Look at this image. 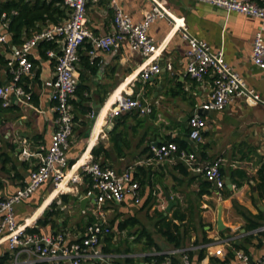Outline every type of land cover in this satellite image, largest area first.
<instances>
[{
    "label": "crops",
    "instance_id": "obj_1",
    "mask_svg": "<svg viewBox=\"0 0 264 264\" xmlns=\"http://www.w3.org/2000/svg\"><path fill=\"white\" fill-rule=\"evenodd\" d=\"M117 1L136 22L151 7L149 0ZM254 1L264 5V0ZM159 3L167 16L151 22L148 33L160 46L156 58L162 66L160 73L142 79L140 71L147 59L131 51L126 43L98 50L90 57V43L85 41L79 49L77 64L80 93L71 98L79 105L70 102L78 119L74 121L66 151L71 165L66 180L72 172L80 171L84 162L96 160L118 173L129 169L139 184L140 200L136 202L132 194H127L124 201L107 202L98 210L95 200L81 203L90 188L83 176L77 183L64 179L55 185L48 181L30 198L14 205L16 219L25 227H33L38 219L48 217L50 222L38 232H64L70 241L80 239L88 223L102 221L110 228L108 234H112L111 242L117 249L111 252L116 255L114 263L129 264L124 259L130 258L131 264H156L148 258L159 254L178 258L180 251L168 254L178 249L194 253L192 264H237V250L258 258L264 254V240L247 224L249 219L264 224V69L255 66L250 55L255 32L262 29L264 35V20L199 0ZM113 16L109 0L88 1L86 27L94 36L114 31ZM182 25L208 42L213 50H222L226 61L261 100L249 104L236 97L222 110H202L200 105L208 99L212 88V75L197 80L186 73ZM37 26L40 31L32 36L52 25ZM6 28L7 24L0 25L1 32L7 35ZM53 42L57 48L49 50L57 51L58 44ZM1 44L10 61L13 47L18 45L11 43L8 36L7 42ZM29 58L33 67L21 76L18 84L30 93L31 99L28 103H16L11 94L8 106L0 104V199L24 186L38 163L37 153L49 145L55 128L53 87L49 83L56 59L47 52L41 56L38 44ZM167 62L171 69L166 68ZM12 80L10 65L0 66V85H8ZM118 95L137 98L149 111L131 109L111 116L109 109ZM85 109L90 112H84ZM193 114L206 122L199 141L188 137V120ZM171 140L183 144L186 152L195 153L197 162L219 160L224 186L219 189L212 183L206 184L203 174L191 169L177 155L168 159L154 157L152 147ZM93 148H99L97 155ZM167 195L173 204L166 212ZM53 201L61 212L47 215L56 209L51 206ZM219 206L225 226L221 230L217 228ZM178 207L184 220L172 218ZM163 218L179 225L183 235L180 246L161 235L157 224ZM123 223L126 224L121 228ZM4 239H0V261L4 257L10 259L0 264H12L14 257ZM223 239H228L223 244L225 253L217 256L214 250ZM199 253L204 254L200 260L196 258ZM16 264L51 263L21 253Z\"/></svg>",
    "mask_w": 264,
    "mask_h": 264
},
{
    "label": "built area",
    "instance_id": "obj_2",
    "mask_svg": "<svg viewBox=\"0 0 264 264\" xmlns=\"http://www.w3.org/2000/svg\"><path fill=\"white\" fill-rule=\"evenodd\" d=\"M89 0H63L70 9L68 17L57 25H52L44 31L26 39L21 45L14 46L11 60L8 65L13 73V80L8 85H0V104L8 106L9 96L14 95L16 103H28L31 99L29 92L25 91L18 81L25 73H29L33 62L29 55L40 40H52L58 44V50H48V56L56 59L53 80L49 83L53 89L51 97L54 101L55 128L51 135L49 145L37 153L38 163L29 175L23 187L11 195L0 199V239L5 238L8 249L14 257V262L21 253L33 256L40 261L51 264H84V261H105L106 264H115L116 255L104 253L101 250V238L110 232L104 223H91L86 227L85 234L78 240L70 241L64 232L45 233L28 232L26 227L19 223L14 212V205L28 199L42 184L51 181L55 185L62 182L70 171L67 156L69 139L74 129V114L70 100L77 87V64L79 61V48L88 41L90 48L87 53L93 57L98 50H110L126 43L131 51H135L146 58L140 71L144 80L157 75L162 66L157 61L160 46L148 33L149 25L157 18L166 17L167 12L159 0H149L151 7L144 13L140 21H134L118 4L117 0H109L113 8L114 31L106 35L94 36L86 27V8ZM221 7L227 11H236L251 17L264 20V5L254 0H199ZM5 15L3 14L2 17ZM1 25H6V22ZM182 38L186 42L185 59L186 73L197 80L203 79L207 74L212 75V88L209 97L200 108L202 110H222L236 97H241L246 103L255 104L261 99L258 93L250 87L242 75L226 61L222 50H213L208 42L192 35L186 26H180ZM7 42V35L0 30V43ZM251 61L258 68L264 69V35L262 29L255 32ZM171 69V64L166 63ZM136 109L140 113L148 112L149 108L141 101L131 96L118 95L109 109L111 116H117L123 111ZM188 137L199 141L206 126L205 119L193 114L188 120ZM154 157L168 159L177 155L191 169L201 172L204 178L217 188L224 186V177L220 169V161L200 163L193 152L179 150L178 145L168 141L160 146L152 147ZM83 175H88L90 188L86 196L95 195L98 210L107 202H122L127 194H132L135 201L139 198V184L133 179L132 172L126 169L116 172L114 169L102 165L96 160L84 162L72 172L66 182L77 183ZM102 211V210H101ZM101 214V212L99 211ZM253 231H264V224ZM228 239L221 240L214 250L217 256H223V244ZM180 251L176 261L166 257L159 264H191L185 250H172L168 254ZM237 264H264V254L253 259L241 250L235 252Z\"/></svg>",
    "mask_w": 264,
    "mask_h": 264
},
{
    "label": "trees",
    "instance_id": "obj_3",
    "mask_svg": "<svg viewBox=\"0 0 264 264\" xmlns=\"http://www.w3.org/2000/svg\"><path fill=\"white\" fill-rule=\"evenodd\" d=\"M70 9L64 4L63 0H0V25L4 22L7 24V36L8 40L11 41L14 45H21L26 38H30L34 33L39 32L40 28L37 25H57L61 23L64 19L68 17ZM5 15L2 17V15ZM27 32L26 36L24 32ZM56 44L52 40H40L38 43V49L41 56H46V52L49 49H56ZM90 48V44H88L87 49ZM80 49V48H79ZM32 61V59H31ZM8 64V59L5 56V51L3 50V44L0 43V66H5ZM80 93L78 87H76L75 94ZM70 102L74 104V106L79 105L76 99H71ZM84 112H90V109H85ZM78 119V116H74V121ZM172 141V140H171ZM175 142V141H173ZM178 145L179 150H184L183 144L175 142ZM186 151V150H184ZM99 152V148H93V154L97 155ZM70 162V161H69ZM221 169V168H220ZM83 178L87 180L90 184V179L88 175H83ZM140 179V178H139ZM264 180V176L262 177ZM66 181V178L64 182ZM141 183L143 182L140 179ZM206 184H210L209 181H205ZM264 183V182H263ZM53 208H56V204L52 203ZM61 210L54 209L53 212L47 214L52 215L55 213H59ZM185 215L180 211L179 207L176 208L172 214V218L184 220ZM93 221V219L91 218ZM247 228L248 229H256L261 226V223L255 222L252 220H248ZM48 222V217L40 218L36 221L35 226L26 227V231L28 232H38L41 226H45ZM53 222V221H52ZM90 223H88L89 225ZM126 223L120 224V227L125 226ZM158 230L161 235L165 237V239L172 243L175 246H180L183 235L179 230V225L174 223L172 219L166 220L163 218L157 224ZM258 235L260 236V240H264V231H259ZM112 234H107L101 240L100 247L104 253H111L113 251H117L115 245L111 242ZM149 239H151L149 237ZM150 245V244H147ZM237 246V245H236ZM235 246V247H236ZM238 248V246L236 247ZM247 253V251H245ZM188 257L191 260V264L194 259V253L191 251L187 252ZM232 255V252H229ZM204 256L203 253H199L197 255V259L200 260ZM166 257H170L173 261H176L177 258L159 254L152 257H147L149 260H153L156 264L161 263ZM9 257H4L1 259L0 263H4L8 261ZM124 263H133V260L130 258L124 259ZM96 264H105L101 261H96ZM115 264H121L120 262H115Z\"/></svg>",
    "mask_w": 264,
    "mask_h": 264
},
{
    "label": "water",
    "instance_id": "obj_4",
    "mask_svg": "<svg viewBox=\"0 0 264 264\" xmlns=\"http://www.w3.org/2000/svg\"><path fill=\"white\" fill-rule=\"evenodd\" d=\"M227 182H228V184H229V181H227ZM94 198H95V195L92 194V195H90V196H88V197H85V198L81 199V203H83V202H85V201H87V200H89V199H92V200L94 201ZM167 198H168V200H169V203H168L167 207L165 208V211H166V212L170 210V208H171V206H172V204H173V201H171L169 195H167ZM218 208H219V210H218V214H217V228H218V230H221V229H223L225 226H224V224H223V222H222V219H221L220 206H219ZM102 239H103V238H101V240H102Z\"/></svg>",
    "mask_w": 264,
    "mask_h": 264
},
{
    "label": "rangeland",
    "instance_id": "obj_5",
    "mask_svg": "<svg viewBox=\"0 0 264 264\" xmlns=\"http://www.w3.org/2000/svg\"><path fill=\"white\" fill-rule=\"evenodd\" d=\"M89 215H90V213H89ZM81 222L83 223V220H82V219H80V223H81Z\"/></svg>",
    "mask_w": 264,
    "mask_h": 264
},
{
    "label": "bare ground",
    "instance_id": "obj_6",
    "mask_svg": "<svg viewBox=\"0 0 264 264\" xmlns=\"http://www.w3.org/2000/svg\"><path fill=\"white\" fill-rule=\"evenodd\" d=\"M68 174H69V173H68ZM67 176H68V175H67ZM67 176H66V177H67Z\"/></svg>",
    "mask_w": 264,
    "mask_h": 264
}]
</instances>
